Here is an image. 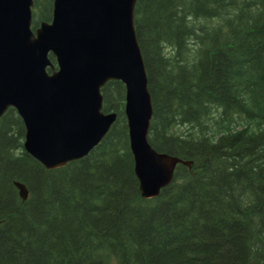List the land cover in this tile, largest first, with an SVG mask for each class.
Wrapping results in <instances>:
<instances>
[{
    "label": "trees",
    "instance_id": "trees-1",
    "mask_svg": "<svg viewBox=\"0 0 264 264\" xmlns=\"http://www.w3.org/2000/svg\"><path fill=\"white\" fill-rule=\"evenodd\" d=\"M51 15L52 0H34L33 24ZM134 25L149 143L191 166L178 164L157 197L141 196L120 81L101 89L103 111L117 114L109 132L57 169L24 150L8 108L0 264H264V0H137Z\"/></svg>",
    "mask_w": 264,
    "mask_h": 264
},
{
    "label": "water",
    "instance_id": "water-1",
    "mask_svg": "<svg viewBox=\"0 0 264 264\" xmlns=\"http://www.w3.org/2000/svg\"><path fill=\"white\" fill-rule=\"evenodd\" d=\"M137 0H52L49 21L33 24L34 0H0V118L14 108L24 150L46 169L86 157L111 129L101 89L124 85V116L133 171L144 199L168 186L178 164L156 151L147 72L134 25ZM53 57L54 63L51 58ZM22 200L23 183L14 182Z\"/></svg>",
    "mask_w": 264,
    "mask_h": 264
},
{
    "label": "rangeland",
    "instance_id": "rangeland-1",
    "mask_svg": "<svg viewBox=\"0 0 264 264\" xmlns=\"http://www.w3.org/2000/svg\"><path fill=\"white\" fill-rule=\"evenodd\" d=\"M37 20V19H36ZM45 21V20H44ZM124 111V110H123ZM110 112V111H109ZM115 123V122H114ZM113 126V125H112ZM61 168V167H60ZM57 169V168H56ZM49 170V169H48Z\"/></svg>",
    "mask_w": 264,
    "mask_h": 264
},
{
    "label": "flooded vegetation",
    "instance_id": "flooded-vegetation-1",
    "mask_svg": "<svg viewBox=\"0 0 264 264\" xmlns=\"http://www.w3.org/2000/svg\"><path fill=\"white\" fill-rule=\"evenodd\" d=\"M48 21H49V20H48ZM38 23H39V22H38ZM38 23H37V24H38Z\"/></svg>",
    "mask_w": 264,
    "mask_h": 264
}]
</instances>
